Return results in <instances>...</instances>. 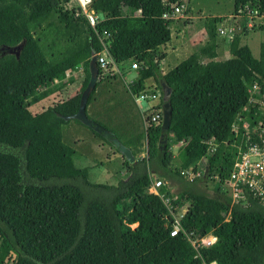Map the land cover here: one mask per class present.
<instances>
[{"label":"trees","instance_id":"obj_1","mask_svg":"<svg viewBox=\"0 0 264 264\" xmlns=\"http://www.w3.org/2000/svg\"><path fill=\"white\" fill-rule=\"evenodd\" d=\"M68 1L0 0V264L11 257L12 264H264V200L248 195L234 202L224 186L246 144L245 130L240 125L235 132L233 124L240 117L264 120V41L258 58L243 43L246 13L243 29L230 41V58L215 59L217 25L225 17H212L206 21L208 42L163 73L159 47L172 39V20L163 13L183 0H93V9L104 16L97 30L66 8ZM246 5L264 18V0H235L233 14ZM139 8L142 15H134ZM258 28L264 31V22ZM105 32L118 65L139 63L127 96L106 101L100 97L115 88L120 73L102 75L99 68L87 102L91 119L114 132L135 157L146 153L134 163L122 155L129 173L117 184L92 182L61 131L67 120L60 115L79 110L90 60L103 51ZM80 66L79 92L31 111L65 87L66 72ZM150 78L159 88L161 81L172 87L164 147L163 122L147 127L144 119L137 125L122 111L123 102L144 90ZM255 82L261 89L252 95ZM174 144L178 166L172 162ZM202 160L205 175L189 179L181 173ZM153 175L161 181L159 193L151 190ZM212 176L220 183L214 196L202 188ZM160 194L178 198L176 211L189 204L181 220L185 232L194 237L213 232L217 242L197 255L185 232L172 236L173 217Z\"/></svg>","mask_w":264,"mask_h":264},{"label":"rangeland","instance_id":"obj_2","mask_svg":"<svg viewBox=\"0 0 264 264\" xmlns=\"http://www.w3.org/2000/svg\"><path fill=\"white\" fill-rule=\"evenodd\" d=\"M185 1L188 2L189 7L191 8L189 13L191 15V22H186V19H182L180 23L177 20L171 22V29L173 31L174 38L177 35L176 32L180 31L181 29L183 30L176 37V39L178 37L181 39L189 38L192 31H199L201 28L205 30V22L208 18L214 17L213 15L220 14L225 17V20L219 23L220 26H228L233 20L232 15L234 13L235 0ZM263 22V17L256 18L254 23L256 27L249 28L248 32H246V34H243L245 41L247 39L253 38L254 43H249L251 44L252 47H250L252 48V52L256 57H260L261 43L264 41V31L258 28V25ZM220 37L226 39L228 43H230L231 41L228 35L220 34ZM243 43L245 42L243 41ZM186 58L187 56L184 54L181 57H178V59H176L173 55H169L167 60L162 59L160 61L161 69L169 71ZM122 69L124 71L122 73L123 75H119V73H117L119 77L117 80H115V88L106 92L103 96L100 97L101 99H105L106 101L111 95H115V97L118 98L127 96V90H130L129 84L133 82L136 73L135 68H133V61H129L126 65L123 66ZM70 73L71 74L67 75L66 78L62 81L67 83L65 87L31 106L30 109L33 113L41 112L48 106L53 105L58 101L64 100L78 92L83 82L84 71L82 68H77L75 71H72ZM71 77H74V81H71ZM57 82L59 81L56 80L55 83ZM147 84H157V82L153 78H150L147 80ZM159 93L162 97V90H160ZM133 99H130L127 102H123L124 109L122 111H127V119L129 118L133 121L134 124L139 125L142 123V121H144V114H151L152 109L147 101H139V103L137 104ZM98 107L99 106L97 105V108ZM90 115L95 118V116H93L91 112ZM96 119L102 120V118L98 116H96ZM61 131L63 141L76 150V163L79 166L89 168L90 180L92 182L117 184L129 173L127 170V165L125 163V159L122 156L121 152L116 150L117 147L115 148V145L113 146L103 135L102 136L104 138L97 135L92 127L85 125L78 119H69L62 124ZM172 150L175 154L174 160L172 162L174 165L178 166L180 164V159L178 157L179 145L174 144L172 146ZM115 154H117V156H115ZM145 155L146 153L144 152L138 154L137 156L141 157ZM198 165L204 167L206 166V162L202 160ZM210 178L205 179L202 182V188L207 193L214 196L218 194L217 188L219 187L220 183L217 181V178ZM153 179L154 180L152 188L157 190L160 186L161 181L157 178L156 175H153ZM169 185L172 191H176L178 188V186L176 185ZM225 189L228 190V188ZM177 200L178 198L175 197V199L172 201L177 202ZM188 205L189 204H186L182 208L178 209L177 214L184 213L187 210ZM135 225L136 224H134L133 226ZM12 259V257L9 258L5 264H12Z\"/></svg>","mask_w":264,"mask_h":264},{"label":"built area","instance_id":"obj_3","mask_svg":"<svg viewBox=\"0 0 264 264\" xmlns=\"http://www.w3.org/2000/svg\"><path fill=\"white\" fill-rule=\"evenodd\" d=\"M92 3L93 0H70L67 2L66 8L72 10L76 16L84 15L91 26L97 30V26L104 20V16L93 9ZM184 7V4L172 5L170 11L163 13V18L169 20L175 19L183 12ZM142 13L143 9L139 8L135 10L134 15L140 16ZM244 13H246L245 15L248 18L247 25L249 28H252L256 18L262 17L259 15L258 9L253 10L249 5H246V7L240 9L238 13L233 14V23L231 22L228 26L220 27L219 33L228 35L230 39H233L236 32L243 29L242 23L245 17ZM105 34L106 37L109 36L107 32H105ZM101 42L104 49L95 55L97 56L99 68L102 70V75L108 73L112 75L115 73L121 74V71L118 69V64L114 61L109 52L110 40L108 37L103 38V36H101ZM137 67H139V63L134 61L133 68ZM70 72L71 71H67L66 75H70ZM260 89L258 82L250 86L252 95ZM160 90L161 88H159L157 84H147L144 90L133 95L137 104L139 101H147L151 106V114H145L144 118L147 127L151 124L158 125L163 122V102L159 93ZM260 110H262L264 114V93L260 100ZM240 125L245 130L244 135L246 136V144L245 147L240 148L231 174L225 180L224 186L228 188V192H230L234 202H245L248 195L264 200V120L256 119V121H246L245 117H240L239 120L233 124V130L238 132ZM209 143L211 144L210 151H215L216 143H214L213 140H210ZM206 172V166L202 167L201 165H198L196 168L181 171V173L189 179L201 177L205 175ZM212 177L217 178V176ZM151 190L159 193L156 189L151 188ZM160 195L173 217L171 235L176 236L182 231L185 232L181 220L186 211L177 214L174 202L164 194ZM185 235L196 250L197 255H200L202 248L211 247L217 242V237L213 232L206 233L200 237H194L193 232H185ZM203 264L207 263L204 262Z\"/></svg>","mask_w":264,"mask_h":264},{"label":"water","instance_id":"obj_4","mask_svg":"<svg viewBox=\"0 0 264 264\" xmlns=\"http://www.w3.org/2000/svg\"><path fill=\"white\" fill-rule=\"evenodd\" d=\"M89 68L91 73L90 80L82 93L79 110L74 114L60 115V116L65 120L78 119L85 125L92 127L96 132L101 133L105 138H107L110 142H112L115 145V147L118 148L121 154L125 156L130 163H134L136 161V157L133 154L132 149L129 146L125 145L116 136L114 132L107 129L105 126L97 123L96 121L91 119L87 114L88 99L99 80V67H98L96 55L92 56L89 63ZM161 88H162V100H163V126H162L163 131L161 133L160 142H161V146L164 147V145L162 144L166 143L165 131L168 130L171 126L172 104L170 102V97L172 95V87L169 86L165 81H161Z\"/></svg>","mask_w":264,"mask_h":264},{"label":"crops","instance_id":"obj_5","mask_svg":"<svg viewBox=\"0 0 264 264\" xmlns=\"http://www.w3.org/2000/svg\"><path fill=\"white\" fill-rule=\"evenodd\" d=\"M182 4H184V6H185L183 12L181 14H179L172 21L177 20L180 23V21H182V19H186V22L190 23L191 22V15L189 13H190L191 8L189 7L188 2H186L185 0H183ZM213 16L214 17H222L223 15L218 14V15H213ZM220 27H222V26H220L219 23H218L217 31H219ZM170 28H171V24H170ZM204 29L205 30H203V28H201L199 31H197V30L192 31L190 33L191 34L190 37L189 38H184V39H181L179 37L176 39V37L180 34V32L183 31L182 29L180 31L176 32L177 35L175 36V38H174L173 31L171 29V31H172V39H171V41L169 43L159 47V52H160L161 55H163V59L167 60L169 55H173L176 59H178V57H181L183 54L188 57L190 54H192L195 51L199 50L209 40V36H208L207 30H206L207 29L206 28V22H205ZM243 41L245 43H247L249 46H251V44L249 42L254 43L253 38L252 39H247L245 41V38L243 37ZM215 44H216V48H215L216 57H215V59H217V60H225V59H228V58L231 57L230 43H228L226 39L221 38L220 34H219V36H217ZM169 45H170V48H169ZM208 60H210V58L206 57L205 61H208ZM122 66L118 65V69L121 71V74L124 72L123 69H122L123 68ZM81 67H80V69H81ZM162 70H163L162 71L163 73L168 72L165 69H162ZM81 87H82V85H81ZM81 87L79 88L78 92L81 90ZM115 156H117V154H115ZM141 157H143V156H141Z\"/></svg>","mask_w":264,"mask_h":264},{"label":"clouds","instance_id":"obj_6","mask_svg":"<svg viewBox=\"0 0 264 264\" xmlns=\"http://www.w3.org/2000/svg\"><path fill=\"white\" fill-rule=\"evenodd\" d=\"M161 90H162V88H161ZM162 98V97H161ZM207 173V172H206Z\"/></svg>","mask_w":264,"mask_h":264}]
</instances>
